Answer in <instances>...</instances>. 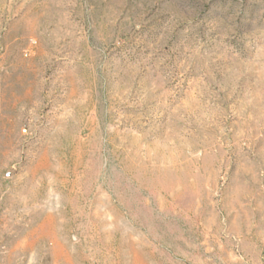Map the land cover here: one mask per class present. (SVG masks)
Segmentation results:
<instances>
[{"label":"rangeland","instance_id":"obj_1","mask_svg":"<svg viewBox=\"0 0 264 264\" xmlns=\"http://www.w3.org/2000/svg\"><path fill=\"white\" fill-rule=\"evenodd\" d=\"M0 264H264V0H0Z\"/></svg>","mask_w":264,"mask_h":264}]
</instances>
